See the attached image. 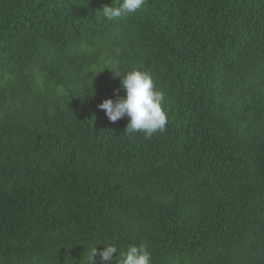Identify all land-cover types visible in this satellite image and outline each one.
I'll list each match as a JSON object with an SVG mask.
<instances>
[{
	"label": "trees",
	"instance_id": "1",
	"mask_svg": "<svg viewBox=\"0 0 264 264\" xmlns=\"http://www.w3.org/2000/svg\"><path fill=\"white\" fill-rule=\"evenodd\" d=\"M120 2L0 0V264H264V0ZM134 68L150 137L97 107Z\"/></svg>",
	"mask_w": 264,
	"mask_h": 264
},
{
	"label": "clouds",
	"instance_id": "2",
	"mask_svg": "<svg viewBox=\"0 0 264 264\" xmlns=\"http://www.w3.org/2000/svg\"><path fill=\"white\" fill-rule=\"evenodd\" d=\"M144 4L145 0H121L119 6H104L100 11L106 19L112 20L135 13L142 9ZM111 72L120 80V88L116 92L122 91L124 94L116 95L115 99H106L97 106L104 111L108 120L114 123L127 117L126 131L143 132L146 137L163 132L166 128L167 113L162 108L163 93L155 90L152 77L136 68L123 74V78L118 69ZM97 246L90 249L87 264H96L97 256L101 262L115 259V264H152L151 253L144 244L129 245L123 251H118L112 243L102 245L100 251Z\"/></svg>",
	"mask_w": 264,
	"mask_h": 264
}]
</instances>
